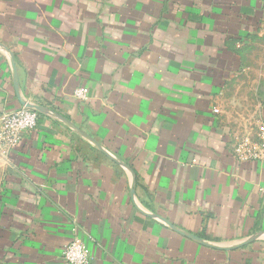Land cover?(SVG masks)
<instances>
[{
    "label": "crops",
    "instance_id": "crops-1",
    "mask_svg": "<svg viewBox=\"0 0 264 264\" xmlns=\"http://www.w3.org/2000/svg\"><path fill=\"white\" fill-rule=\"evenodd\" d=\"M19 108L0 264H264V0H0Z\"/></svg>",
    "mask_w": 264,
    "mask_h": 264
},
{
    "label": "built area",
    "instance_id": "built-area-1",
    "mask_svg": "<svg viewBox=\"0 0 264 264\" xmlns=\"http://www.w3.org/2000/svg\"><path fill=\"white\" fill-rule=\"evenodd\" d=\"M74 96L84 99L88 90L85 87L74 89ZM216 111V109L214 110ZM37 114L27 108L16 109L0 119V141L9 147L18 144L19 138L24 131L33 129L36 126ZM249 140H243L238 150H253ZM264 194V187L260 189ZM61 258L64 264H88L90 251L88 247L78 238L70 240L62 250Z\"/></svg>",
    "mask_w": 264,
    "mask_h": 264
}]
</instances>
